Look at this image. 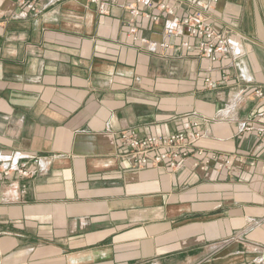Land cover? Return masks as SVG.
<instances>
[{"label":"crops","instance_id":"1","mask_svg":"<svg viewBox=\"0 0 264 264\" xmlns=\"http://www.w3.org/2000/svg\"><path fill=\"white\" fill-rule=\"evenodd\" d=\"M151 1L0 0V264H264V0ZM161 3L239 55L207 60ZM130 130L190 154L138 165Z\"/></svg>","mask_w":264,"mask_h":264},{"label":"built area","instance_id":"2","mask_svg":"<svg viewBox=\"0 0 264 264\" xmlns=\"http://www.w3.org/2000/svg\"><path fill=\"white\" fill-rule=\"evenodd\" d=\"M89 3H94L98 6V11L104 13L106 10L103 6L105 0H87ZM215 2L216 0H212ZM143 4L147 7L152 6L151 0H143ZM27 6L30 7L29 4ZM158 8L166 12L173 18V23L170 28L175 27L177 24L185 28L188 36L196 37L199 40L198 49L201 55L209 61L215 62L221 60L226 53H231L234 57L239 55L240 35L238 33L229 34L228 31H221L214 27L208 15L202 10L195 9L190 13L182 16L174 14L173 10L165 3L159 4ZM131 15H140L145 19L158 21L160 16L150 12L140 11L137 8L129 10ZM174 25V26H173ZM186 48H191L188 43H185ZM208 86H212L209 78L204 79ZM255 95L264 101V92L261 89H254ZM264 139V130L259 131ZM199 134L195 132L191 137L196 138ZM118 138L123 141L129 148V154L138 165L160 164L167 162L166 165L169 169H175L179 163L190 154L187 148L189 142L186 140L187 136L185 131L180 130L169 135H147L143 139H139L132 131H123ZM193 140V139H192ZM198 158H204L205 155L201 151L194 153ZM220 167H227L229 160L220 158ZM196 167H200L195 163ZM9 172H5L8 175Z\"/></svg>","mask_w":264,"mask_h":264},{"label":"rangeland","instance_id":"3","mask_svg":"<svg viewBox=\"0 0 264 264\" xmlns=\"http://www.w3.org/2000/svg\"><path fill=\"white\" fill-rule=\"evenodd\" d=\"M130 131H131V130H130ZM122 132H123V131H121L120 134H121ZM125 132H126V131H125ZM132 132H134V131H132ZM120 134H119V135H120Z\"/></svg>","mask_w":264,"mask_h":264}]
</instances>
